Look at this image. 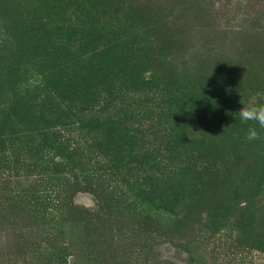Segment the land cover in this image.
I'll return each mask as SVG.
<instances>
[{"label":"rangeland","instance_id":"obj_1","mask_svg":"<svg viewBox=\"0 0 264 264\" xmlns=\"http://www.w3.org/2000/svg\"><path fill=\"white\" fill-rule=\"evenodd\" d=\"M258 92L264 0H0V264H264Z\"/></svg>","mask_w":264,"mask_h":264},{"label":"clouds","instance_id":"obj_2","mask_svg":"<svg viewBox=\"0 0 264 264\" xmlns=\"http://www.w3.org/2000/svg\"><path fill=\"white\" fill-rule=\"evenodd\" d=\"M261 101H264V93L258 92L238 111L240 120L244 123L255 122L259 129H264V102ZM246 139L250 142L261 139L257 127L248 128Z\"/></svg>","mask_w":264,"mask_h":264},{"label":"trees","instance_id":"obj_3","mask_svg":"<svg viewBox=\"0 0 264 264\" xmlns=\"http://www.w3.org/2000/svg\"><path fill=\"white\" fill-rule=\"evenodd\" d=\"M41 106V105H40ZM42 107V106H41ZM10 110L12 111V115H15V112H13L12 107L10 106Z\"/></svg>","mask_w":264,"mask_h":264}]
</instances>
